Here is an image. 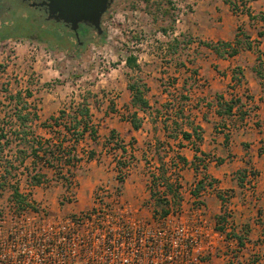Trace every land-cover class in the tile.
<instances>
[{
  "label": "rangeland",
  "instance_id": "rangeland-1",
  "mask_svg": "<svg viewBox=\"0 0 264 264\" xmlns=\"http://www.w3.org/2000/svg\"><path fill=\"white\" fill-rule=\"evenodd\" d=\"M181 4L189 8L187 0H113L102 18L101 35L104 34V37L101 41H95L94 28L77 40L70 28L47 20L43 9L31 7L21 0H0V122L5 119L8 123L12 122L8 116L12 114L15 103L10 98L17 92L24 93L23 104L26 102L29 107L36 108L41 119L57 115L61 109L69 108L85 97L95 114L93 121L100 138L95 142L88 137L79 146V154L83 160L75 175H68L74 182L73 191L77 196L74 202L66 200V193L70 189L65 183L67 174L60 170L45 167L44 183L36 187L28 185L27 175H19L22 190L36 206H42L52 216H64L90 208L94 202L93 196L103 187L107 186L111 190L121 186L122 199L136 209L139 215L150 211L149 206L155 212L162 210L159 201L149 199L151 194H147L146 185L150 191V181L159 172V166H164V169L170 166L172 149L171 145L165 143L166 138L181 131L178 127H172H175L173 115L179 99L172 94L174 80L164 75L169 73L167 69L162 72H157L156 69L160 62L187 57L186 47L189 45L190 48L194 47L196 58L205 53L201 44H178V48L180 45L185 46L183 50H172L176 39L168 31L175 28ZM22 34L35 36L25 37ZM37 34L46 40L40 41ZM12 46L16 47L15 50ZM32 48L35 49L34 60L26 62L21 59V62H17L18 53H30ZM130 53L141 57L143 61L148 59L153 62L150 67L131 70L121 65ZM9 54L14 55V59ZM195 70L198 72L195 73L197 80L201 79L200 83L205 85L202 79L204 77H201L198 69ZM130 80H139L140 84L148 85L147 88L151 89L146 94L149 96L150 107L146 112H139L142 121L139 131L132 129L131 124L126 122L134 112L125 107L130 94L126 90V84ZM196 88L192 96L194 100L190 103L193 106L203 99V85L197 83ZM28 93L31 97L26 95ZM120 93L123 95H119ZM35 130L40 138L52 135L45 128L37 127ZM112 130H115V139L105 144L112 136ZM55 132L54 138H60L61 134ZM119 145L128 149L124 160L130 166L120 183L117 181V157L113 154L114 148ZM90 150L95 151L93 159L88 157ZM182 170L175 172L180 179ZM138 181L142 185L137 184ZM128 188L134 193L131 198L127 195ZM83 190L87 193H83ZM140 191L142 193L138 196ZM187 191L181 193L180 201L171 203L174 206L171 211L183 212L184 217L193 214L194 195ZM194 197L200 198V202L205 204L206 216L217 225L218 220L209 215L205 198ZM0 211L6 220L0 229V234L3 235L15 228L10 189L0 196ZM225 212L228 213L227 209ZM228 254L238 264L252 263L253 257H245L235 250L225 251L223 243L216 239L213 251H207L205 255L210 264H228Z\"/></svg>",
  "mask_w": 264,
  "mask_h": 264
},
{
  "label": "crops",
  "instance_id": "crops-1",
  "mask_svg": "<svg viewBox=\"0 0 264 264\" xmlns=\"http://www.w3.org/2000/svg\"><path fill=\"white\" fill-rule=\"evenodd\" d=\"M232 1L238 10H234L228 0H187L189 11L180 23L175 24L172 36L177 44H201L205 53L196 58L194 47L187 45V57L160 62L156 71H169L164 75L174 80L172 94L179 97L173 115L175 127H172L180 128L181 132L167 136L165 143L171 145V161L179 160L178 156L185 159V162L181 161V193L188 190L187 193L193 195L198 181L204 179L205 189L200 196L205 198L210 217L217 220L222 213L230 214L225 230L230 234L234 230L243 238L240 241L234 235L233 245L223 244V250L250 255L255 258H251L250 264H264V35H261L264 33V0H245L246 5L240 0ZM239 29L248 36L241 34L240 38L250 42L252 47H239L236 53L230 55L226 52L228 49L220 47L225 53L219 55L204 45L207 42L234 44ZM183 47L179 46V52ZM33 58L35 55L28 52L18 53L16 60L31 62ZM152 62L138 58L139 69L150 67ZM121 65L139 70L127 65L126 60ZM195 69L204 77L205 85L200 83L201 79L197 80ZM130 82L133 81L126 84L130 94L125 107L131 112L138 111V114L146 112L148 108L142 110L133 105ZM197 83L204 87L203 99L197 100L193 106L190 103L194 100L192 96L197 90ZM26 95L31 97L30 93ZM184 95L192 99L183 100ZM146 97L149 99L148 95ZM180 105L184 107L182 112L178 111ZM230 107L231 111H228ZM31 109L37 111L36 108ZM57 115L44 119L39 115L35 128H45L51 133L43 123ZM126 122L135 129L131 120ZM184 132L191 136L186 137ZM137 184L142 185L139 181ZM146 187L147 194H151L148 185ZM221 194L226 201L222 200ZM127 195L131 198L134 193L128 188Z\"/></svg>",
  "mask_w": 264,
  "mask_h": 264
},
{
  "label": "built area",
  "instance_id": "built-area-1",
  "mask_svg": "<svg viewBox=\"0 0 264 264\" xmlns=\"http://www.w3.org/2000/svg\"><path fill=\"white\" fill-rule=\"evenodd\" d=\"M188 9L181 4L176 23ZM30 53L34 56L35 49ZM174 163L173 174L182 168L180 160ZM124 174L119 173V183ZM66 186L70 189L66 200L74 202V182ZM93 198L90 208L64 216H52L42 206L15 214L13 231L0 234V264H210L205 254L213 251L215 239L233 245L230 233L206 216L200 198L194 197L189 217L177 211L161 216L150 206L139 215L122 199L121 186L111 190L105 186ZM5 222L2 217L0 229ZM228 255V264H238Z\"/></svg>",
  "mask_w": 264,
  "mask_h": 264
},
{
  "label": "trees",
  "instance_id": "trees-1",
  "mask_svg": "<svg viewBox=\"0 0 264 264\" xmlns=\"http://www.w3.org/2000/svg\"><path fill=\"white\" fill-rule=\"evenodd\" d=\"M232 3L233 9L238 10L234 1L228 0ZM243 5H246L245 0H240ZM92 27L81 24L79 29L80 37L89 33ZM241 34L244 37H248L242 30L237 32L234 44L225 42L223 44H213L210 42L204 45L215 50L219 55H224L226 52L234 54L238 51L239 47H252L251 43L244 42L240 37ZM25 37L35 36L34 34L27 35L22 34ZM40 41H45V37L37 34ZM264 35V33H261ZM8 36V35H6ZM104 37L96 31L95 41H101ZM77 39V38H76ZM78 40V39H77ZM177 40H175V46L172 47L173 52L178 49ZM221 47V48H220ZM127 65L131 68L139 69L138 57L130 53L126 59ZM196 73V71H195ZM143 86V88H142ZM129 88L133 93L132 103L135 106L140 107L142 110H146L150 107L149 99L146 97L148 88L146 85L140 84L139 80L129 83ZM11 101L15 104L12 109V114L8 116L12 119L11 123L6 122V115L3 117L5 121L0 122V196H3L4 192L11 190V202H13V208L16 215H21L29 210H36L38 206L30 200V197L26 192L22 190L21 183L19 182V175L28 176V185L31 187L40 186L44 183L45 167H52L55 171H62L66 173L65 183L68 185L72 180L76 171L79 168L80 162L83 160L79 154L80 144L86 141L89 137L93 141L98 139V128L93 122L92 106L88 102V98L83 97L79 102L71 105L69 108H63L60 110L57 116H52L48 122H44L43 125L48 127L51 131L52 137L40 138L36 134L35 123L39 120V115L36 110L31 109L27 103L23 104L24 94L23 92H17L11 95ZM183 100L189 99L188 96H182ZM178 111H183L184 107L180 105ZM231 111V107L230 110ZM138 111L132 113L131 122L135 129H140L142 121L139 118ZM55 131L61 134L60 138L55 139ZM186 137H190V133L184 132ZM112 139H115V131H112V136L108 138L105 144L111 143ZM118 143V142H117ZM113 154L117 157L116 169L119 173H126L129 169L128 161L124 160L125 155L128 154L126 146L119 145L114 148ZM89 159L95 157V151L90 150L88 153ZM180 161L185 159L178 156ZM172 165H175V161L172 160ZM172 165L169 167L159 166L158 173L153 175L150 186V199L159 201V205H162V210H158L156 213L161 216H167L171 212L172 202L180 201L181 195V183L176 174L170 173ZM69 175V176H68ZM176 175V178L173 177ZM69 177V178H68ZM123 181V179L121 180ZM161 187V188H160ZM205 189V182L199 180L192 194L194 196H200V192ZM223 201L226 198L220 195ZM180 204V203H179ZM179 204L177 206H179ZM228 214L223 213L218 217L217 228L225 230L224 224L227 222ZM4 217L3 212L0 211V219ZM232 237H238L241 241L243 238L234 233V230L230 234Z\"/></svg>",
  "mask_w": 264,
  "mask_h": 264
},
{
  "label": "water",
  "instance_id": "water-1",
  "mask_svg": "<svg viewBox=\"0 0 264 264\" xmlns=\"http://www.w3.org/2000/svg\"><path fill=\"white\" fill-rule=\"evenodd\" d=\"M113 0H41L30 2L31 7H45L46 19L64 23L79 40L81 24L103 33L102 18Z\"/></svg>",
  "mask_w": 264,
  "mask_h": 264
},
{
  "label": "flooded vegetation",
  "instance_id": "flooded-vegetation-1",
  "mask_svg": "<svg viewBox=\"0 0 264 264\" xmlns=\"http://www.w3.org/2000/svg\"><path fill=\"white\" fill-rule=\"evenodd\" d=\"M21 1H23V2H25V3H29L30 4V2H32V1H41V0H21ZM35 8H39V9H43L44 10V12H45V7H35ZM61 24H64V23H61ZM65 25V24H64ZM66 26V25H65Z\"/></svg>",
  "mask_w": 264,
  "mask_h": 264
}]
</instances>
